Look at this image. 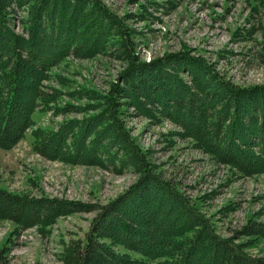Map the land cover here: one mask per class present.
Masks as SVG:
<instances>
[{"label": "trees", "instance_id": "16d2710c", "mask_svg": "<svg viewBox=\"0 0 264 264\" xmlns=\"http://www.w3.org/2000/svg\"><path fill=\"white\" fill-rule=\"evenodd\" d=\"M128 19L101 0H0V150L14 148L31 129V149L42 158L138 175L132 192L106 206L36 199L0 188V220L18 230L44 229L63 215L97 211L83 238L62 250L63 264H264V257L248 253L252 241H238L264 238V223L230 237L218 235L200 209L155 171L123 122L129 107L154 120L164 117L181 128L180 138L191 139L216 164L247 177L264 173V84H234L188 50L143 61L136 50L139 33ZM70 56H105L121 63V70L103 94L82 88L64 95L57 85L68 86L67 79L56 71ZM62 96L90 102L61 106ZM37 111L83 116L62 121L57 130L33 129ZM157 194L172 200L173 214L184 221L175 219L146 242L152 221L139 223L119 210L131 195L126 208L135 198L148 209L147 197ZM163 218L158 210L154 222ZM8 254L7 244L0 245V264H11Z\"/></svg>", "mask_w": 264, "mask_h": 264}, {"label": "rangeland", "instance_id": "374dc122", "mask_svg": "<svg viewBox=\"0 0 264 264\" xmlns=\"http://www.w3.org/2000/svg\"><path fill=\"white\" fill-rule=\"evenodd\" d=\"M101 1L119 17L129 16L128 25L139 33L135 40L141 60L148 62L167 53L188 50L195 57H203L234 84L241 87L264 84V0ZM15 30L21 31L18 25ZM121 65L105 56L87 60L70 56L56 71L67 79L68 86L57 87L64 95L82 88L103 94L117 79ZM50 85L56 87L54 83ZM89 102L62 96L59 105L70 103L77 107ZM127 111L123 122L130 137L146 153L162 179L175 185L190 205H196L218 235L230 237L247 225L264 223V173L247 177L216 164L195 148L191 139L177 135L182 131L178 125L164 117L158 118L159 121L151 119L130 107ZM82 116L74 113L55 116L37 111L33 129L57 130L62 121ZM30 133L31 129L14 148L0 150V188L7 192L106 206L132 192L137 183L138 175L129 169L116 172L109 167L68 165L42 158L31 149ZM131 196L125 205L131 202ZM148 199V209L134 198L131 207L123 205L119 210L139 223L152 221L143 237L146 242L157 231L171 228L175 219L184 221L173 214L176 206L172 200L163 199L161 194L150 195ZM158 201L163 205H157ZM158 210L164 218L154 222ZM96 215L97 211L72 212L44 229L18 230L13 222L0 220V245L7 244L11 264H63L62 250L71 240L83 238ZM109 217L118 221L116 216ZM238 241H252L248 253L264 257V238L243 236Z\"/></svg>", "mask_w": 264, "mask_h": 264}, {"label": "bare ground", "instance_id": "6f19581e", "mask_svg": "<svg viewBox=\"0 0 264 264\" xmlns=\"http://www.w3.org/2000/svg\"><path fill=\"white\" fill-rule=\"evenodd\" d=\"M23 83V82H22ZM23 85V84H22ZM215 127V126H214ZM164 215V214H163Z\"/></svg>", "mask_w": 264, "mask_h": 264}]
</instances>
